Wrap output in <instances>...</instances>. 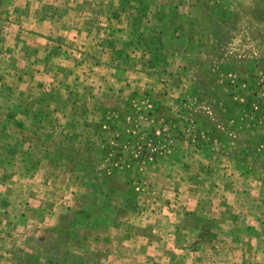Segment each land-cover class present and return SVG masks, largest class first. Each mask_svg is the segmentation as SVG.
I'll list each match as a JSON object with an SVG mask.
<instances>
[{
  "label": "rangeland",
  "instance_id": "obj_1",
  "mask_svg": "<svg viewBox=\"0 0 264 264\" xmlns=\"http://www.w3.org/2000/svg\"><path fill=\"white\" fill-rule=\"evenodd\" d=\"M0 264H264V0H0Z\"/></svg>",
  "mask_w": 264,
  "mask_h": 264
}]
</instances>
